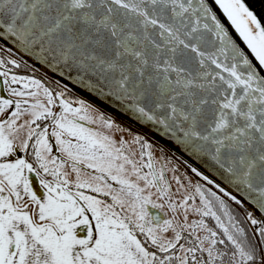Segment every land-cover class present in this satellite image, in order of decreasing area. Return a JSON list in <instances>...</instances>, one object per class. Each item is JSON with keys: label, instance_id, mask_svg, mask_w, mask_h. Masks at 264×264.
I'll list each match as a JSON object with an SVG mask.
<instances>
[{"label": "snow or ice", "instance_id": "obj_1", "mask_svg": "<svg viewBox=\"0 0 264 264\" xmlns=\"http://www.w3.org/2000/svg\"><path fill=\"white\" fill-rule=\"evenodd\" d=\"M0 29L61 77L0 45V264H264V21L246 0H0Z\"/></svg>", "mask_w": 264, "mask_h": 264}, {"label": "water", "instance_id": "obj_2", "mask_svg": "<svg viewBox=\"0 0 264 264\" xmlns=\"http://www.w3.org/2000/svg\"><path fill=\"white\" fill-rule=\"evenodd\" d=\"M223 19L226 20L222 16ZM2 31V29H0ZM0 44H6L8 48L13 49V53L17 54L19 53V57H23L24 60L29 61L30 64H34L37 69H40V74H47L49 77L56 76L57 79H60L58 73L53 72L51 69L47 68V66L43 65L41 62L37 61L35 57L30 56L23 51H21L16 45L12 43L11 38L8 37H0ZM65 83H68L70 87H74L75 91L83 95L86 99H88L90 102L94 103L98 108H100L103 111H106L114 116V118L119 121L120 123L124 124L126 127H131L133 131H138L144 135H146L148 138L152 139L155 138L157 140L160 139L159 134L152 129L150 125H145L140 122H138L131 113H125L123 109L119 108L116 104L112 103L110 100H105L103 97H100L98 94L89 92L87 89L83 88L81 85H75L74 82L67 81L66 78H64ZM181 155H184L186 159H188V156L186 153L180 152ZM190 163L196 164L198 167H201L203 170V165L200 164L199 161H196L194 159H190ZM258 214V213H257Z\"/></svg>", "mask_w": 264, "mask_h": 264}, {"label": "trees", "instance_id": "obj_3", "mask_svg": "<svg viewBox=\"0 0 264 264\" xmlns=\"http://www.w3.org/2000/svg\"><path fill=\"white\" fill-rule=\"evenodd\" d=\"M246 3H248L249 6L256 11L257 15L260 16L262 21H264V0H246Z\"/></svg>", "mask_w": 264, "mask_h": 264}, {"label": "flooded vegetation", "instance_id": "obj_4", "mask_svg": "<svg viewBox=\"0 0 264 264\" xmlns=\"http://www.w3.org/2000/svg\"><path fill=\"white\" fill-rule=\"evenodd\" d=\"M0 45H1V44H0ZM0 54H3V53L0 52ZM7 54H8V55H11V56H14V57L17 56V54H15V53H13V52H11V53H7ZM17 58H19V57H17ZM9 67H12V66L9 65ZM17 71L20 72V73H23V74H37V75H42V74H40V73H33V72L31 71L30 68H24L23 66H21L19 69H17Z\"/></svg>", "mask_w": 264, "mask_h": 264}, {"label": "bare ground", "instance_id": "obj_5", "mask_svg": "<svg viewBox=\"0 0 264 264\" xmlns=\"http://www.w3.org/2000/svg\"><path fill=\"white\" fill-rule=\"evenodd\" d=\"M129 127V126H128ZM251 206V205H250Z\"/></svg>", "mask_w": 264, "mask_h": 264}]
</instances>
